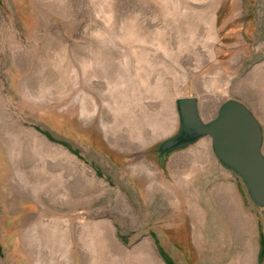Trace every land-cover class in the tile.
<instances>
[{"label":"rangeland","instance_id":"obj_1","mask_svg":"<svg viewBox=\"0 0 264 264\" xmlns=\"http://www.w3.org/2000/svg\"><path fill=\"white\" fill-rule=\"evenodd\" d=\"M192 95L264 153V0H0V264H264L211 142L158 158Z\"/></svg>","mask_w":264,"mask_h":264},{"label":"water","instance_id":"obj_2","mask_svg":"<svg viewBox=\"0 0 264 264\" xmlns=\"http://www.w3.org/2000/svg\"><path fill=\"white\" fill-rule=\"evenodd\" d=\"M175 106L179 127L158 143V158L208 136L218 160L241 178L253 203L264 207L263 133L251 110L237 99H227L213 119L203 121L196 96L178 97Z\"/></svg>","mask_w":264,"mask_h":264},{"label":"trees","instance_id":"obj_3","mask_svg":"<svg viewBox=\"0 0 264 264\" xmlns=\"http://www.w3.org/2000/svg\"><path fill=\"white\" fill-rule=\"evenodd\" d=\"M259 244H260V250H259L258 258H259V260H261V258L263 257V252H264V243H263L262 237L260 238ZM158 252L160 253L161 256L165 255L164 251L161 252L158 250ZM165 257L168 260L165 262L166 264H173V262H171V260L166 255H165Z\"/></svg>","mask_w":264,"mask_h":264},{"label":"crops","instance_id":"obj_4","mask_svg":"<svg viewBox=\"0 0 264 264\" xmlns=\"http://www.w3.org/2000/svg\"><path fill=\"white\" fill-rule=\"evenodd\" d=\"M200 113V112H199ZM200 116H201V114H200ZM202 118V117H201ZM202 120H203V118H202ZM203 121H205V120H203ZM206 139H210L208 136H204V137H202V138H200L198 141H196V143H198L199 141H203L202 142V144L203 145H205V144H209L210 145V143H208V142H211V141H208V140H206ZM211 148V147H210ZM191 176H194V174H192Z\"/></svg>","mask_w":264,"mask_h":264}]
</instances>
